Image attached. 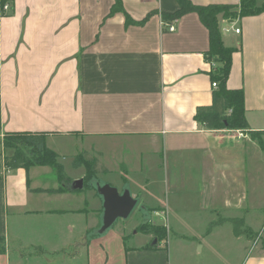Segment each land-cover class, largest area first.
Wrapping results in <instances>:
<instances>
[{
  "label": "crops",
  "instance_id": "crops-1",
  "mask_svg": "<svg viewBox=\"0 0 264 264\" xmlns=\"http://www.w3.org/2000/svg\"><path fill=\"white\" fill-rule=\"evenodd\" d=\"M178 8L177 0H13L0 12V138L44 133L59 157L98 156L113 172L105 183L127 188L166 236L170 228L182 256L264 264L256 231L264 152L252 135L264 141V11L219 19L234 48L226 85L243 91L247 128L213 129L194 119L214 91L208 30L194 11L164 18ZM46 171H0V264H170L168 239L138 230L146 222L133 234L121 224L95 231L103 199L84 188L85 171L65 174L66 190L52 193L61 185H41ZM78 179L83 187L73 188Z\"/></svg>",
  "mask_w": 264,
  "mask_h": 264
},
{
  "label": "trees",
  "instance_id": "trees-1",
  "mask_svg": "<svg viewBox=\"0 0 264 264\" xmlns=\"http://www.w3.org/2000/svg\"><path fill=\"white\" fill-rule=\"evenodd\" d=\"M8 2L11 8L13 0H0V12L3 15L7 12L2 10V6ZM177 2L179 8L173 13H164V18L169 20L177 18L186 12H196L209 34V48L205 52V56L208 60L215 63L210 72L212 81L217 83V87L214 88L212 93V103L211 105L198 106L194 119L213 129H246L247 120L243 103V91L241 88L229 89L226 85L234 48L224 45L219 29V19H234L261 13L264 11V0L262 4H257L256 0H240L237 5L223 3L197 5L190 0H177ZM252 135L258 138L259 145L264 152V141L260 137V132H253ZM0 146H3L9 153L7 158L2 163L0 162V171L2 168L14 169L22 167L28 170L29 167L35 165L48 166L55 171L56 180L61 186L57 189H48L46 191L52 193L66 190L63 183L68 181V179L64 173V167L58 160V154L46 145L44 133L5 132L0 138ZM88 156H90L88 152L82 151L72 159V165L75 168L84 166V180L87 177L96 176L98 172H109L106 167L98 165V156L90 158ZM146 223H142L141 226H146ZM235 223L234 233L239 235L241 233V222L237 221ZM150 228L143 230L145 233H152L158 240L166 238L164 226L151 225Z\"/></svg>",
  "mask_w": 264,
  "mask_h": 264
},
{
  "label": "rangeland",
  "instance_id": "rangeland-1",
  "mask_svg": "<svg viewBox=\"0 0 264 264\" xmlns=\"http://www.w3.org/2000/svg\"><path fill=\"white\" fill-rule=\"evenodd\" d=\"M65 149V147L63 148ZM68 151V150H66ZM62 156L59 157V161L64 165V172L66 175L71 176V177H77L84 173L85 168L84 166H79L75 168L72 165V159L73 157L67 156V152L65 150H61ZM65 154V155H64ZM9 153L7 152L6 149H4L3 146H0V162L2 163L5 158ZM95 156V155H90L88 158ZM42 170V169H41ZM51 171H46V172H41L40 177H39V183L41 185H48V186H55L57 185V180H56V174L55 171L50 168ZM113 172H98L97 176L93 177H87L84 180V188L85 189H96L95 187V182H99L100 184H104L105 181H107L108 176H111ZM65 182V181H64ZM66 183V182H65ZM131 194V193H130ZM86 196L89 200V192H86ZM101 197V196H100ZM141 196H139L140 199ZM140 201V200H139ZM141 201L136 204V206L133 208L132 212L129 214V216L126 219L119 218L117 219L111 227H109L107 230L111 229L113 226H117L118 224L124 225V232L125 234H133L135 232L136 226L142 222H147L146 226H141L139 225L138 230L140 232H145L144 230L151 229L150 226L154 225L149 222V220L152 218V214L141 208ZM102 209H101V215H102ZM260 226L256 230L257 235H261L262 232L264 231V213L260 215ZM206 223L203 225H198V228L200 229H205ZM169 228V226H168ZM144 229V230H143ZM262 230V231H261ZM173 232L170 231V228L167 231V236L166 238L168 239L169 242V251H170V264H225V261L223 258L219 257H210L206 251H204L201 254H195L194 256H182L178 251H176V243L172 237ZM140 238V237H139ZM165 238V239H166ZM256 239V238H255ZM166 241V240H165ZM131 243V241H130ZM1 245V243H0ZM197 249V248H196ZM230 262H235L237 261V258L235 257H227L226 258Z\"/></svg>",
  "mask_w": 264,
  "mask_h": 264
},
{
  "label": "water",
  "instance_id": "water-1",
  "mask_svg": "<svg viewBox=\"0 0 264 264\" xmlns=\"http://www.w3.org/2000/svg\"><path fill=\"white\" fill-rule=\"evenodd\" d=\"M232 21V20H229ZM73 188H82L83 179L74 180ZM97 193L102 197L103 213L100 227L95 230L97 233H103L113 223L119 219H126L137 204V199L134 198L127 188L119 191L117 187L104 183L95 182Z\"/></svg>",
  "mask_w": 264,
  "mask_h": 264
},
{
  "label": "built area",
  "instance_id": "built-area-1",
  "mask_svg": "<svg viewBox=\"0 0 264 264\" xmlns=\"http://www.w3.org/2000/svg\"><path fill=\"white\" fill-rule=\"evenodd\" d=\"M9 8H10V4H9V2H8V3H5V4L2 6V10H3V11H7V10H9ZM168 29H169L170 31H173V30H174V25H173L172 23L169 24V25H168ZM233 30H234V32L237 33V34L240 33V28H239V27H235V28H233ZM211 65H212V67H214V66H215V63H214V62H211ZM211 86H212L213 88H216V87H217V83H216V81H212V82H211ZM239 135H240V136L242 135L241 131H239Z\"/></svg>",
  "mask_w": 264,
  "mask_h": 264
}]
</instances>
